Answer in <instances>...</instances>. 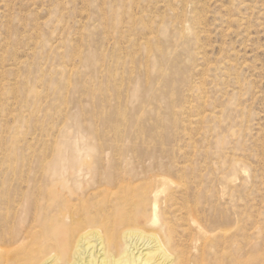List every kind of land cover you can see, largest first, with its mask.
Listing matches in <instances>:
<instances>
[{"label":"rangeland","instance_id":"1","mask_svg":"<svg viewBox=\"0 0 264 264\" xmlns=\"http://www.w3.org/2000/svg\"><path fill=\"white\" fill-rule=\"evenodd\" d=\"M101 146L196 160L264 264V0H0V165Z\"/></svg>","mask_w":264,"mask_h":264},{"label":"bare ground","instance_id":"2","mask_svg":"<svg viewBox=\"0 0 264 264\" xmlns=\"http://www.w3.org/2000/svg\"><path fill=\"white\" fill-rule=\"evenodd\" d=\"M75 148L3 160L0 264H243L241 216L214 205L203 180H173L193 175L196 160Z\"/></svg>","mask_w":264,"mask_h":264}]
</instances>
